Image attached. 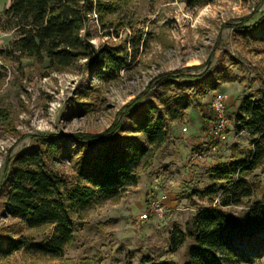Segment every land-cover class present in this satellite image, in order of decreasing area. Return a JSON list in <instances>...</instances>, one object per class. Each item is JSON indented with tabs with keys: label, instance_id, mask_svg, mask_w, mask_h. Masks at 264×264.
Listing matches in <instances>:
<instances>
[{
	"label": "rangeland",
	"instance_id": "1",
	"mask_svg": "<svg viewBox=\"0 0 264 264\" xmlns=\"http://www.w3.org/2000/svg\"><path fill=\"white\" fill-rule=\"evenodd\" d=\"M11 1L0 0V15ZM119 2L118 13L109 17L116 19L113 27L103 28L96 20L89 26L96 47L138 42L130 64L114 79L94 76L87 59L73 68L51 71L47 60L0 54L5 64L0 68V264H140L145 257L189 264L194 240L187 237L173 251L174 230L185 231L193 214L210 205L198 192L212 183L214 165L248 157L252 138L236 130L235 116L243 97L264 81V38L250 34L264 19V0ZM15 38V32L2 31L0 49L8 48ZM212 68L235 80L199 94L172 121L170 141L156 152L150 166L139 168L137 184L117 198L94 200L76 217L74 238L60 256L30 247L50 238L54 225L30 228L6 213L7 178L17 154L39 146L43 136H62L67 154L51 162L70 174L78 143L75 134L101 133L122 115L126 123L134 120L138 109L158 101V93H173L156 83L167 72L200 74ZM216 92L228 102V126L219 140L207 133ZM247 178L255 184V193L241 205L228 207L231 213L242 214L262 198L264 165ZM164 194L162 211L142 220L150 198ZM23 238L27 244L19 249L10 245ZM255 264H264V258Z\"/></svg>",
	"mask_w": 264,
	"mask_h": 264
},
{
	"label": "trees",
	"instance_id": "2",
	"mask_svg": "<svg viewBox=\"0 0 264 264\" xmlns=\"http://www.w3.org/2000/svg\"><path fill=\"white\" fill-rule=\"evenodd\" d=\"M120 6L119 0H12L0 15V29L15 32L16 38L8 48L0 49V54L19 60H47L51 71L73 68L87 59L94 76L114 79L130 64L138 42L96 47L89 26L96 20L103 28L113 27L116 19L109 17L116 15ZM254 28L250 34L264 38V19ZM212 69L200 74L167 72L156 83L173 93H158V101L138 109L134 120L126 123L122 115L101 133L75 134L78 143L70 174L51 162L67 154L62 136H43L39 146L17 154L7 178L6 213L30 228L54 225L50 238L33 242L30 247L60 256L65 244L74 238L76 217L94 200L117 198L128 186L137 184L139 168L150 166L156 152L170 141L172 121L199 94L217 89L225 80H235L232 75ZM132 105L133 102L128 104V112ZM235 126L238 132L246 131L252 138L248 157L210 169L212 183L198 192L210 205L193 214L185 231L176 228L172 234L173 251L187 237L193 238L189 264H255L264 258V193L242 214L227 210L254 195L255 184L247 177L264 165V81L241 100ZM26 244L23 238L10 245L19 249ZM140 264L174 263L145 257Z\"/></svg>",
	"mask_w": 264,
	"mask_h": 264
},
{
	"label": "built area",
	"instance_id": "3",
	"mask_svg": "<svg viewBox=\"0 0 264 264\" xmlns=\"http://www.w3.org/2000/svg\"><path fill=\"white\" fill-rule=\"evenodd\" d=\"M2 30L0 29V34ZM5 66L4 62L0 58V68ZM211 122L208 129V135L210 138L215 140L222 139L224 137L225 131L228 126V117H227V110H228V102L227 97L220 93L216 92L211 100ZM186 131L187 128L184 127ZM167 199V195L164 194L159 198H150L147 209L144 213L141 214L142 220H148L153 214L159 213L162 211V207L164 205V201Z\"/></svg>",
	"mask_w": 264,
	"mask_h": 264
}]
</instances>
